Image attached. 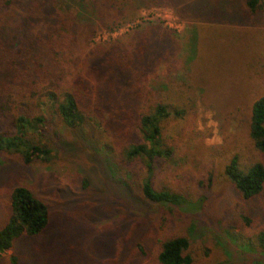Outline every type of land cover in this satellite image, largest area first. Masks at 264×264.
Returning a JSON list of instances; mask_svg holds the SVG:
<instances>
[{
	"label": "rangeland",
	"instance_id": "1",
	"mask_svg": "<svg viewBox=\"0 0 264 264\" xmlns=\"http://www.w3.org/2000/svg\"><path fill=\"white\" fill-rule=\"evenodd\" d=\"M11 1L0 5V135L6 136L16 133L22 113L18 89L32 80L25 71L39 70V53L21 41L19 22L37 0ZM150 2L119 31L94 39L125 42L126 82L93 67L103 46L77 52L89 57L86 63L71 65L68 56L61 62L69 81L80 76L91 100L103 104L91 111L85 130H63L49 116L43 141L52 159L26 164L18 153L0 152V229L16 187L28 188L51 212L45 231L17 239L0 264H14L13 258L16 264H161V244L178 236L190 240L194 264H264L255 242L264 231V192L244 201L226 175L235 156L244 168L264 165L250 137L253 103L264 96V9L250 14L240 1L230 10L235 23L208 25L187 7L190 0ZM143 35L147 44L140 49ZM43 100L41 94L27 100L30 116L42 114ZM154 102L182 112L163 123L174 153L155 163L154 186L181 190L193 211L146 200L131 172L142 177V165L122 160L123 151L141 141L138 118Z\"/></svg>",
	"mask_w": 264,
	"mask_h": 264
},
{
	"label": "trees",
	"instance_id": "2",
	"mask_svg": "<svg viewBox=\"0 0 264 264\" xmlns=\"http://www.w3.org/2000/svg\"><path fill=\"white\" fill-rule=\"evenodd\" d=\"M150 1L163 4L162 2L167 0H37L30 3L24 16L19 18L23 29L21 41L39 53V61L36 62L39 70L36 73L31 68L25 71V74L31 72L32 80L23 81L18 89V110L22 113L16 116V133L13 136L0 135V152L18 153L26 164L36 159H52V148L43 141L46 140L43 130L47 128L49 116L53 120L58 119L63 130H85L91 111L101 108L103 104L91 100V90L80 76L69 81L68 69L62 66L61 62L68 56L71 65L76 66L77 60L86 63L89 57L78 56L77 52L81 53V49L92 45L103 46V55L99 60H95L93 67L104 69L103 73L110 69L118 75L121 83L126 82L131 63L128 54L120 51L125 42L119 38L100 45L94 39L102 31L113 33L122 29L139 10L146 5H153ZM190 1L187 7L196 11L199 18L208 25L235 23V15H232L230 10L235 9V3L240 1H245L250 14L264 9V2L261 0ZM12 2L0 0V5H11ZM184 8L186 7L183 6V9L178 11L184 12ZM211 28L213 26L208 27ZM146 40L147 36H140V49L147 44ZM96 52L98 51L94 53ZM50 62L53 64L47 65ZM91 65L92 63L88 64L90 70H95ZM38 94L44 98L43 102L38 104L42 114L30 116L28 108H31V101L27 100L35 99ZM181 115L182 112L175 111L166 103L149 104L147 110L138 118L137 128L141 141L130 144L123 151L122 160L142 165L140 169L143 173L146 172L142 175L141 171L142 177L133 170L131 172L146 200L155 204L186 207L193 211L194 202L181 190H157L153 183L155 163L158 160L168 161L174 153L165 138L163 123L171 116ZM250 137L255 148L264 153V96L253 103ZM226 175L244 201L258 198L264 192L262 163L244 168L235 156L226 166ZM203 186L200 182V187ZM10 207V216L0 229V258L17 239L23 236H38L50 223L51 212L48 203L36 197L26 187H16L12 191ZM245 221L250 224L251 219L245 217ZM255 242L258 249L264 252V231L255 236ZM189 247L190 240L185 236L168 239L161 244L158 260L161 264H194L192 256L188 253ZM16 261L17 259L13 258L14 264Z\"/></svg>",
	"mask_w": 264,
	"mask_h": 264
}]
</instances>
